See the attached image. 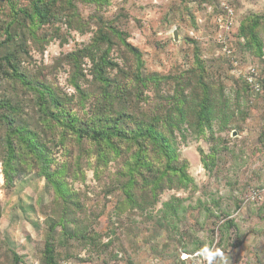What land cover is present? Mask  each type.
<instances>
[{"label":"rangeland","instance_id":"rangeland-1","mask_svg":"<svg viewBox=\"0 0 264 264\" xmlns=\"http://www.w3.org/2000/svg\"><path fill=\"white\" fill-rule=\"evenodd\" d=\"M34 1L0 0V264H46L49 240L58 264H264V0H62L44 27ZM144 120L186 181L102 137Z\"/></svg>","mask_w":264,"mask_h":264},{"label":"trees","instance_id":"trees-1","mask_svg":"<svg viewBox=\"0 0 264 264\" xmlns=\"http://www.w3.org/2000/svg\"><path fill=\"white\" fill-rule=\"evenodd\" d=\"M61 1L62 0H35L32 5L31 12L30 13L25 12L24 15L26 18H29L31 21H36L37 24L40 25L41 27L50 25L58 20L57 6ZM115 35H116V38L120 40L122 44L125 45V47L131 53L139 57L138 51L134 49L129 43H127L125 38H123L122 33L116 31ZM246 37L249 40V43L250 41H252L253 44L258 43V38L254 34L253 30H251L249 32V35L248 36L246 35ZM8 39H10V37H8ZM100 42L106 43L109 47L112 46V41L110 38L107 37V35H101V38L99 40H96L93 46L95 47L96 43H100ZM7 62L9 66H11L10 60H7ZM110 64L111 63L106 59V56H102L100 58V63L96 65L98 75L100 76V79L103 80L104 82L106 81V79H104V75L102 73H103L105 66L110 65ZM13 71H15V76L19 75L16 69L13 68ZM246 84H247L248 90L252 94H254L249 84L248 83ZM48 102L51 103L54 106V108H57L58 110H60L59 109L60 104L58 103V101H43V104H41L40 107L43 109L45 106L47 107L46 110H51L47 106ZM185 102L186 101H180L179 104L176 105L175 107H173V105L170 107L169 114H171L172 110L174 109H176V111L180 113L179 122L173 123V117H169L164 122L165 123L164 126H166L170 134L173 133V127L180 126L182 123H184L185 112H184V109L182 108V105L184 107ZM210 102L211 101H208L207 96H205L204 101H200L199 103V111L197 114V118L199 122L198 126H199L200 132H203L205 128L210 130L212 127V122L215 119L214 110L212 109ZM59 112L57 113V118H59L58 116V114H60ZM144 122L140 123L141 125L137 127L136 131H131L130 133H126L125 131L123 132L120 129H118L117 128L118 124L116 123L115 126L113 127V131H111V133H108L106 135H102V137L103 138L115 137L118 139H123V140H128V141L131 140L139 147V152L142 154L146 152L148 145L154 146L158 150L160 155L163 156V159L165 161L164 163L165 169L163 171V175L169 174V173H177L179 174V177L181 179H184L186 181L187 177L184 172V167L176 168L174 166V162L176 160V153H175V150L173 149L171 141L168 138H166V136L160 130V128L163 125H160V127H158L155 121L148 122L144 120ZM15 132L19 134L21 133L18 130H16ZM203 163L205 167L208 166V163L206 161H203ZM62 227L63 229H65V226H62ZM75 236L71 234L69 235L70 238L75 237ZM82 238L86 239L85 236H83ZM44 257H45L46 264H58L56 256H55V250H53L52 243L50 242V240L45 243Z\"/></svg>","mask_w":264,"mask_h":264},{"label":"built area","instance_id":"built-area-1","mask_svg":"<svg viewBox=\"0 0 264 264\" xmlns=\"http://www.w3.org/2000/svg\"><path fill=\"white\" fill-rule=\"evenodd\" d=\"M227 26L229 25L227 24ZM247 81L254 94L264 97V79H261L253 70L247 78Z\"/></svg>","mask_w":264,"mask_h":264},{"label":"water","instance_id":"water-1","mask_svg":"<svg viewBox=\"0 0 264 264\" xmlns=\"http://www.w3.org/2000/svg\"><path fill=\"white\" fill-rule=\"evenodd\" d=\"M177 39V38H176Z\"/></svg>","mask_w":264,"mask_h":264}]
</instances>
